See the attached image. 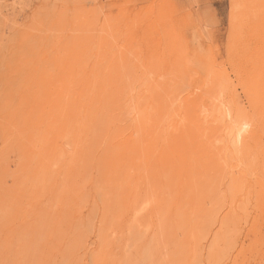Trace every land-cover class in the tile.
Instances as JSON below:
<instances>
[{"label": "rangeland", "instance_id": "obj_1", "mask_svg": "<svg viewBox=\"0 0 264 264\" xmlns=\"http://www.w3.org/2000/svg\"><path fill=\"white\" fill-rule=\"evenodd\" d=\"M261 30L264 0H0V264H264Z\"/></svg>", "mask_w": 264, "mask_h": 264}, {"label": "bare ground", "instance_id": "obj_2", "mask_svg": "<svg viewBox=\"0 0 264 264\" xmlns=\"http://www.w3.org/2000/svg\"><path fill=\"white\" fill-rule=\"evenodd\" d=\"M262 31V30H261ZM264 32V31H262ZM226 110V109H225ZM137 111V110H136ZM200 114V113H199ZM226 117V116H225ZM226 119V118H225ZM209 121V120H208ZM231 122V120H230ZM224 124V123H223ZM230 124V123H229ZM218 125V124H217ZM246 124L243 121H236L234 125L230 127L225 126L219 129L218 137L227 142L228 145L235 143H239L241 135L244 133V127ZM215 134V132H214ZM239 147V146H238ZM230 149V148H229ZM226 150V149H225ZM231 150V149H230ZM145 175V174H144Z\"/></svg>", "mask_w": 264, "mask_h": 264}]
</instances>
